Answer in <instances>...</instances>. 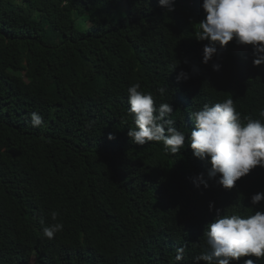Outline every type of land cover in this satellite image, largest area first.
<instances>
[{
    "label": "trees",
    "instance_id": "trees-1",
    "mask_svg": "<svg viewBox=\"0 0 264 264\" xmlns=\"http://www.w3.org/2000/svg\"><path fill=\"white\" fill-rule=\"evenodd\" d=\"M8 2L0 0V264H196L210 251L207 218L189 209L196 196L176 181L210 165L189 147L190 114L231 98L242 120L264 122V65H253V50L233 52L236 42L202 62L203 0H175L170 13L158 0H11L12 10ZM181 71L190 78L178 82ZM136 83L155 107L171 104L167 118L186 136L180 152L128 137L127 89ZM40 111L43 124L32 127ZM207 182L203 196L234 214L264 211V201L249 202L264 192V168L231 190ZM52 223L64 227L48 239L42 228Z\"/></svg>",
    "mask_w": 264,
    "mask_h": 264
},
{
    "label": "clouds",
    "instance_id": "clouds-1",
    "mask_svg": "<svg viewBox=\"0 0 264 264\" xmlns=\"http://www.w3.org/2000/svg\"><path fill=\"white\" fill-rule=\"evenodd\" d=\"M158 2L169 13L175 10V0ZM201 7L205 18L197 24L196 39L208 41L203 47L204 64L218 54V47L223 49L229 42H236L238 46L233 52L238 54L239 50H253V65H264V0H203ZM219 70L220 65L214 64L213 71ZM196 71L198 69L193 68V72ZM189 78L187 73L181 71L177 81ZM140 89L139 83L127 89L129 112L135 124L128 130V137L137 145L142 146L150 141L162 142L165 152H180L186 136L173 126L174 121L167 118L173 112L171 104L163 103L157 108L152 94ZM159 91L163 94L166 90L161 88ZM259 108V115L264 117V100ZM190 117L194 121V128L187 137L189 147L195 158L210 165L209 169L197 175L181 174L176 181L183 183L196 196L194 202L186 204L191 206L189 209L207 218L202 231L210 251L195 256L194 261L196 264L200 261L204 264H231L245 259L243 264H255L251 257H264V211L246 217L234 214L228 202L220 204L222 200L205 198L203 191L209 186L207 181L214 179L225 190H231L252 170L264 168V122L249 116L242 120L231 98L213 105L204 104ZM30 119L32 127L43 124V117L36 112L30 114ZM108 139L114 137L110 134ZM262 201L264 192L252 195L249 202L259 205ZM51 215L55 221L57 213ZM41 223L43 225V221ZM191 225L195 227L194 222ZM63 227L62 223L48 224L43 226L42 234L51 239ZM140 234L144 235L143 230ZM184 252V247L177 248L175 260H182Z\"/></svg>",
    "mask_w": 264,
    "mask_h": 264
},
{
    "label": "rangeland",
    "instance_id": "rangeland-1",
    "mask_svg": "<svg viewBox=\"0 0 264 264\" xmlns=\"http://www.w3.org/2000/svg\"><path fill=\"white\" fill-rule=\"evenodd\" d=\"M136 1L138 3L139 0H128V6L136 7ZM8 8L10 10H12V8H13L11 0H9V2H8ZM130 17H134V15H131ZM42 109H44V107L43 108L42 107L39 108V110H42ZM38 114H40L43 118L46 116V114L43 111H40Z\"/></svg>",
    "mask_w": 264,
    "mask_h": 264
}]
</instances>
